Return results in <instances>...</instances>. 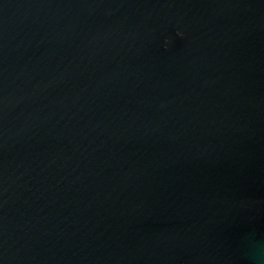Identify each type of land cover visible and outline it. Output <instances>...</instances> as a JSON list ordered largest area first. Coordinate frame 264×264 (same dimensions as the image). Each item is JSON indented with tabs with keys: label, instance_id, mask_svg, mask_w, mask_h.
Instances as JSON below:
<instances>
[{
	"label": "water",
	"instance_id": "95a60500",
	"mask_svg": "<svg viewBox=\"0 0 264 264\" xmlns=\"http://www.w3.org/2000/svg\"><path fill=\"white\" fill-rule=\"evenodd\" d=\"M0 264H264V0H0Z\"/></svg>",
	"mask_w": 264,
	"mask_h": 264
},
{
	"label": "clouds",
	"instance_id": "9594fccd",
	"mask_svg": "<svg viewBox=\"0 0 264 264\" xmlns=\"http://www.w3.org/2000/svg\"><path fill=\"white\" fill-rule=\"evenodd\" d=\"M176 35L179 37L182 36V33L177 32Z\"/></svg>",
	"mask_w": 264,
	"mask_h": 264
}]
</instances>
